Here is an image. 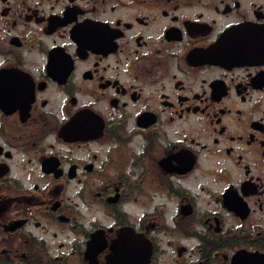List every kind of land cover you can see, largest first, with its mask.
I'll list each match as a JSON object with an SVG mask.
<instances>
[{
	"label": "flooded vegetation",
	"instance_id": "obj_1",
	"mask_svg": "<svg viewBox=\"0 0 264 264\" xmlns=\"http://www.w3.org/2000/svg\"><path fill=\"white\" fill-rule=\"evenodd\" d=\"M0 264H264V0H0Z\"/></svg>",
	"mask_w": 264,
	"mask_h": 264
}]
</instances>
